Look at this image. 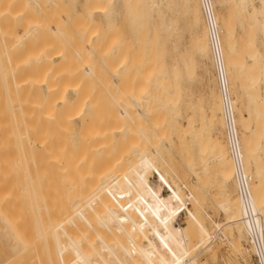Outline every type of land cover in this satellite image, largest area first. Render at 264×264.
I'll return each instance as SVG.
<instances>
[{"label": "bare ground", "instance_id": "6f19581e", "mask_svg": "<svg viewBox=\"0 0 264 264\" xmlns=\"http://www.w3.org/2000/svg\"><path fill=\"white\" fill-rule=\"evenodd\" d=\"M28 1L33 0H0V44L9 43L15 36L13 33L10 39L9 34L14 30L17 34L21 28L29 29L25 22L29 23L27 16L31 17L32 11H28L27 6L39 0L31 5ZM46 1L49 7L47 12L45 9L47 28L43 22L38 23L40 31L42 26L46 30L42 31L44 37L48 36L46 44L40 47L41 41H32L39 48L33 47L36 52L25 62H15L19 59L15 54L11 56L17 60L11 62L6 52L8 48L2 53L6 58L1 56L6 60H0V155L6 153L0 156V222L9 229L11 237L23 238L19 239V234L14 233L17 217L6 212V203L13 200L19 206L28 202L34 233L33 250L42 252L40 255L35 252L36 261L43 258V252L47 258L36 264H159V260L160 264H197L195 255L187 257L188 234L185 228L178 226V220L183 210L185 222L194 226L191 219L200 217L205 199L202 194L207 193L201 191L210 175L204 177L205 170L192 169L189 151L185 155L189 156L185 163L188 176L174 171L177 174L173 180L166 170L157 169L170 164L166 159L173 147L171 132L176 129L173 123L175 128L171 126L172 118L166 119L163 113L181 108L180 98L185 96L183 86L188 84L183 81L189 80L188 86L195 81L194 57L197 55L204 60L212 57L213 63L210 62L215 67L218 88L212 89L213 100L210 97L212 102L207 108L210 118L208 115L207 119L209 125H217L226 141L223 135L216 141L211 139L212 161L217 165L221 184H234L237 194L228 207L231 211L227 214L228 222L222 225L226 230L222 232L219 221L211 220L217 232L210 238L206 236L207 242L201 250L207 251L220 235L221 241L234 242L235 249L240 248L238 252H252V258L254 253L258 254L264 264V195L257 184L259 181L256 182L264 174L262 167L258 169L262 164L256 166L260 140L264 138V0H219L228 6L225 16L216 10V0H94L90 6L89 0ZM85 1L89 7L84 11L89 17L110 14L106 19V32L93 28L97 24L91 27L89 18L76 10ZM27 11L31 12L27 15ZM31 28L27 34L24 32L25 36L23 31L22 35L18 34L23 39L16 36L20 44L24 42L25 47L29 46L28 52L33 43L28 44L24 37L31 34L32 40V35L37 36L34 34L37 31ZM4 35L8 37L5 41ZM18 41L12 45L14 47H9L22 51L23 56L24 47L16 46ZM7 42L3 44L8 47ZM112 49L116 50L117 58L111 54ZM111 55L117 59L115 63H111L114 62ZM144 56L143 65L141 57ZM142 66L146 70L140 69ZM139 69L144 72L141 76L146 74L147 81L155 72L152 84L149 88L144 85L143 91L138 90L137 84L134 89L135 82L132 83L140 76L135 77ZM123 70L128 77L119 74ZM85 78L91 80L90 83L84 81ZM81 82H85L87 89ZM88 84L94 86L90 88ZM190 87L186 89L185 86V90L190 91ZM239 89L245 94L243 102L238 97ZM183 102L186 104L182 106L191 105ZM185 107L182 110L186 113ZM243 109L250 112L249 118L253 116L252 123H259L255 124V129H251L250 120L241 116ZM199 114L201 125L207 124L203 111ZM191 115L182 117L187 126L182 123L178 126L183 134L177 133L181 144L186 142L185 132L196 129L192 124L194 115ZM259 125L262 127L260 134L249 136L251 131L256 133ZM58 129L62 131L61 136L60 131L57 134L60 137L54 132ZM134 130L143 138L142 147L137 145L139 142L136 144L137 139L133 143L129 140L133 138L128 137L129 133ZM199 132L201 134V130ZM196 139L203 143L201 145L206 140L202 141L200 135ZM199 146L200 155H205L207 150L210 155L209 145L205 146L207 148L200 146V149ZM185 147L183 145V149ZM154 168L157 169L155 176L151 172ZM12 184L17 190L9 194L4 186L10 188ZM184 200L192 207L187 208ZM218 201L220 199L215 202ZM118 211H123L125 217L121 218ZM138 217L150 235H159L157 239L152 236L141 242L143 228L141 234L135 231ZM251 238L254 243L257 239L262 244L260 252L250 244ZM243 244H248L247 248H242ZM27 246L19 250L31 249ZM16 255L12 256L14 261ZM62 257L65 261L58 263ZM12 259L3 262L9 264Z\"/></svg>", "mask_w": 264, "mask_h": 264}, {"label": "rangeland", "instance_id": "374dc122", "mask_svg": "<svg viewBox=\"0 0 264 264\" xmlns=\"http://www.w3.org/2000/svg\"><path fill=\"white\" fill-rule=\"evenodd\" d=\"M34 1V0H33ZM32 1V2H33ZM44 0H42V1H40L39 0V3H36L37 1H35V3L36 4H38V7L36 6V4H34V3H32L31 1V3H32V6H33V9H32V6H27V8H30V9H27L28 11L29 10H31L30 12H28L27 11V15H28V13H30L29 15H31V17H28L27 16V18H28V21H29V23L31 22V20H33L31 23H30V26L33 24L34 26H36L35 28L32 26V28L30 27V26H27V24L29 25V23L28 22H25V24H26V27H29V29L31 28L32 29V31L33 32H35V31H37V33L35 32L34 34H36L37 36H35V35H32V40H31V34L30 35H27L26 37L28 38V36L30 37V40H29V38L27 39L26 37H24L25 38V40H27L28 41V44H32L34 41H36V39L37 40H39V41H36V42H39L40 43V41H41V43L42 44H39V43H36V44H39L40 45V47H41V45H44V44H46V42H47V40H45L46 39V37L48 38V36H46L45 35V37L42 35V31L44 30V33H45V29L47 28V26H46V22H47V19H45V18H47V8L49 9V7H48V2L46 1V2H43ZM88 1V0H87ZM87 1H85L82 5L84 6V7H82V5L79 7V8H76V10L79 12V13H83V15H84V17L86 18V17H88L89 18V20L91 21L90 22V26L92 25L93 26V24H97V25H95V26H93V28H95V27H97V29H99V30H101L102 32H106L107 30H108V25H107V23H106V19L110 16V14L108 15V16H106V15H104V16H100V17H98V16H91V17H89V14L86 12V11H84L87 7L86 6H88L87 5ZM90 1V0H89ZM88 1V4H89V6L94 2V0H91V2H89ZM23 3H26L25 1L23 2ZM28 3H29V1H28ZM27 3V4H28ZM31 3H29L30 5H31ZM41 3L43 4V5H41ZM26 4V5H27ZM34 4V5H33ZM220 4V5H219ZM41 6H43V7H41ZM88 6V7H89ZM227 5H224V4H221L220 3V1L219 0H216L215 1V8H216V10H218V13L221 15V16H225L226 14H227V8H228V6L226 7ZM26 7V6H25ZM37 7V8H36ZM39 7H41L40 9H39ZM225 7V8H224ZM42 8L44 9V10H42ZM45 9H46V12H45ZM226 9V10H225ZM34 11H36V12H34ZM38 12H40L41 14L43 13V15H44V17L42 18V16L43 15H41L40 13H38ZM44 12L46 13V15L44 14ZM37 14H38V16H37ZM33 15V16H32ZM40 15V16H39ZM105 17V18H104ZM42 18V19H41ZM31 19V20H30ZM37 21V23L35 24V23H33V22H36ZM39 21V22H38ZM43 22L45 25H44V28L45 29H42L43 28V26H42V28H41V30L42 31H40V29L38 28V26L40 27V25H38V23H41V22ZM44 21H46V22H44ZM93 21V22H92ZM42 23V24H43ZM106 23V24H105ZM22 25L24 24V22L23 23H21ZM25 24H24V26H25ZM41 24V25H42ZM23 26V27H24ZM91 26V27H92ZM19 27L21 28V26L19 25ZM19 27H16L15 29H17V28H19ZM126 27V29H128L129 28V25H126L125 26ZM128 27V28H127ZM28 29V30H29ZM17 30H20V29H17ZM16 30V31H17ZM28 30H27V28H26V30H25V28H21V31H23V34H24V32L27 34L28 33ZM12 31V30H11ZM21 31H19L17 34L15 33V30L11 33V35L9 34V36H10V39H11V36H13V33H14V35L15 36H13L12 38V40H9V43L7 42V41H5L8 37V33H6L5 35H7V36H5L4 35V41L5 42H3V43H8V47H7V45L6 44H3V43H1L0 44V47H1V45H2V47H1V50L3 51H1V54L2 53H5V51H6V48H8L7 50L8 51H6L7 53H8V55L9 56H11V55H17V58H19L18 60H17V58H15L17 61H15V59H13L12 58V56L10 57V58H12V59H10V61L11 60H13V61H11V62H18V61H22V62H25V61H27L28 59H29V57L31 56L30 54H32V53H35L36 52V50L35 49H37V47L39 48V46H37V47H35V44L33 43V45H30L32 48H31V51H29L28 52V48H29V46L28 47H25L26 45L24 44L23 45V43L22 44H20L19 43V41H21V40H19L18 41V38L20 37L21 39H23L22 37L23 36H19L18 37V34L19 35H22V32ZM30 32V33H32L33 34V32ZM26 34H24V36L26 35ZM40 34H41V37H40ZM238 35H240V32L238 31ZM18 38H17V37ZM34 36V37H33ZM5 37H6V39H5ZM17 38V39H15L14 40V38ZM36 37V38H35ZM40 37V38H39ZM19 38V39H20ZM42 38V40H40ZM35 39V40H34ZM11 41V42H10ZM15 41H18L17 43H16V46H18L19 47V45H21L20 47H24V49H26V54H25V50L23 49V48H21V49H23V56L21 55L22 54V51H20V50H17V48H10L9 46H11V47H14V46H12L13 44H15ZM23 41V40H22ZM27 41H26V44H27ZM32 43H31V42ZM14 42V43H13ZM30 42V43H29ZM187 41L185 40L184 41V43H186ZM44 43V44H43ZM10 44V45H9ZM27 44V45H28ZM3 45H6V47L5 46H3ZM19 47V48H20ZM33 47H35V49L33 48ZM149 47V46H148ZM10 48V49H9ZM5 49V50H4ZM149 49H151L150 47H149ZM12 50H15V51H12ZM33 50H35V51H33ZM11 51L13 52L12 54H11ZM112 52H111V54L113 55V56H115L116 54V50H114V49H112L111 50ZM150 51L151 50H149V53L148 54H150ZM31 52V53H30ZM20 53V54H19ZM28 53V54H27ZM114 53V54H113ZM0 54V60H2L3 58H6V56H5V54H2L1 55ZM19 55H21V56H19ZM28 55V57L24 60L23 58H25L26 56ZM112 55H111V58H112ZM1 56H4L3 58H1ZM19 56V57H18ZM15 57V56H14ZM23 57V58H22ZM116 57V56H115ZM145 57L146 56H144V57H141V64H143L144 65V63H145ZM117 58V57H116ZM212 58V57H211ZM210 58V59H211ZM112 59H114V62H111V63H115V61H117V59H115V58H112ZM111 59V60H112ZM194 59H195V64L197 65L196 67H195V70H194V75H196L195 76V81L193 82V83H190V86H188V84H189V80L187 81V79L186 80H184L183 81V79L185 78L184 76V78H182V81H183V84H185V82H188V84L186 83L184 86H183V89H184V91L185 92H183V95H185V96H182L180 99H182V105L183 104H186L185 102H183V101H187V102H189V103H191V105L189 104V103H187V104H189V106L187 105V107H185V106H182L181 105V108L178 110V111H176V112H172V111H165L166 113L164 114L163 113V115H166L165 117H166V119H170V118H172L171 119V126H173L172 125V123L174 124V126L176 127V131L174 130V131H172L171 133H172V135H171V137H173L172 139H173V147H172V149L171 150H169V159H166V161H168V162H170V164L168 163V165L166 166H164V165H162V166H160V167H157V169L159 170V168L161 169V171L163 170V171H165L166 173H167V175L171 178V179H175L174 178V175H176L177 173H178V175H180V174H182V175H184V173L188 176V172L185 170V163H186V159H187V157H189L190 156V158H191V160H192V166H194L192 169H202V171L203 170H205L204 172H202L203 174V176L204 177H206V176H208V175H210L209 177H206V183H208V184H205V189L204 190H202L201 192L202 193H206V194H202V196L205 198L204 200H203V206H202V210H200V217L199 216H197V217H195L196 219L193 221V219L194 218H192L191 219V223H192V225L194 224V226H189V225H191L190 224V222H188L187 223V221L185 222V217H183V214H184V211L182 210L181 211V214H180V219L178 220V226H180V227H182V228H185V232H186V234H188V240H187V242H188V244L186 243V245H185V247H186V249H188V252H187V257H192V256H196V260H197V264H253V258H252V252H249V253H246L245 252V250H243L242 251V253L241 252H238V251H240V248H239V250H237V249H235V247H234V245L233 244H235L233 241L235 240H233L232 242V244H228V242L227 241H221V239H220V235H219V237H218V239L216 240H214V242H212L211 243V245L209 246V248H208V250L207 251H202L201 249L205 246V244H206V242H205V238H206V236L208 235L209 236V238L210 237H212L217 231H216V228H214V226H213V224H212V222H211V220H217V221H219V223H220V226L221 227H223V230H222V232L224 231V230H226V229H224L226 226H222V225H225V222H228V217H227V214L229 213V212H231V211H229V209H228V207L230 208V204H231V198H233L234 196H237V194H236V187H234L235 185L234 184H232V183H230L229 184V186H224L223 184H221V182L219 181V176L217 175L218 174V171H217V167H215V165H216V163L215 162H213L212 161V157L214 156L213 155V146L211 145V144H213V142L212 141H214L215 139H217V138H219V137H221V135H223V134H219V132L220 131H218L219 129L217 128V125L215 126L214 124H213V126L211 125H209L208 124V122H209V118H210V113H209V111L210 110H207V108L209 109V107H210V103L212 102L211 100H210V97H211V92H212V89L215 91L216 90V88H218V85H217V80H215L216 79V71H215V67L213 68V66H214V64L212 65V63H213V61H211L210 59H207V60H204V59H201L199 56H195L194 57ZM4 61L6 60V59H3ZM2 60V61H3ZM20 61V62H21ZM144 61V62H143ZM212 63H211V62ZM247 61H248V59H247ZM198 64H197V63ZM213 68V69H212ZM140 69H142V70H146L145 68L143 69V66H142V68H140ZM139 69V71H137V74H135V77H137L136 75H140V76H138L137 78H140L142 81H143V84H142V81L139 79V82H136V80H137V78H136V80H134V81H132V83L133 82H135V83H133V86H134V84H137V85H135L136 87H138V90L139 89H141L144 85H146V87L147 88H149V84H150V81H153L152 80V77H153V73H155V72H152L151 73V77H150V80L149 81H147V79L145 78L144 79V77L146 76V74L144 75V76H141V75H143L144 74V72H142V70H140ZM141 71V72H140ZM209 71V72H208ZM124 72H126L125 70H123V71H120L119 72V74L121 73V74H123L124 76L123 77H126V75H127V77H128V74H126V73H124ZM128 73V72H127ZM212 73V74H211ZM126 74V75H125ZM209 74V75H208ZM183 75V74H182ZM214 77V78H213ZM155 78V77H154ZM153 78V79H154ZM84 80V79H83ZM147 81L146 83H144V81ZM82 81V80H81ZM84 81H87V83L89 82L90 83V81L91 80H87L86 78H85V80ZM141 82V83H140ZM82 83V82H81ZM84 83L85 82H83L82 84H83V87H84ZM138 83H140V85L138 84ZM238 83V86L239 85H241V82H237ZM92 84H94V83H92ZM91 84V86H90V84H88L89 86H90V88L92 87V86H94V85H92ZM151 84H152V82H151ZM150 84V85H151ZM182 84V85H183ZM216 84V85H215ZM87 86V85H86ZM88 86V87H89ZM134 86V89H137L136 87ZM141 86V87H140ZM185 86H186V89H188V87H190L191 88V90L189 91V90H185ZM140 87V88H139ZM146 87H144L143 88V90H145V88ZM84 88H86V87H84ZM189 88V89H190ZM259 88H260V84H259ZM87 89V88H86ZM89 89V88H88ZM142 90V89H141ZM142 90V91H143ZM189 91V92H188ZM213 91V92H214ZM188 92V93H187ZM212 92V93H213ZM258 93L259 94H261V90H259L258 91ZM93 95H95V93L93 94ZM97 96H99V94H97ZM213 96V95H212ZM241 96V97H240ZM244 96H245V94L242 92V90H240L239 89V91H238V97H239V100H241L242 102L244 101ZM184 97V98H183ZM196 98V99H195ZM212 98V100H213V97H211ZM198 99V100H197ZM198 102H200V103H198ZM195 104H197V105H195ZM197 106V107H196ZM206 106V107H205ZM102 107V106H101ZM182 107H185L186 109H184V111H187L186 113L185 112H183V110H182ZM192 107V108H191ZM200 108H201V110L203 111V115H205L206 116V122H207V124L206 123H203V125H201L202 123V121H200L199 119L200 118H198L199 116H201L199 113H201L202 114V111L200 112ZM101 110H102V108H100ZM190 109V110H189ZM192 109V110H191ZM97 110V109H96ZM103 111V110H102ZM245 111V112H244ZM247 110H245V109H243V111L241 112V116H243L244 117V119H247L248 121L250 120V123H251V129L253 130V128L255 129V124L257 125V124H259V123H252L251 122V119L253 118V116L252 115H250V118H249V114H250V112H246ZM98 114H101L100 113V111H98L97 112ZM183 113H185L186 115H184ZM172 115V117H171V115ZM175 116H174V115ZM178 115V117H177V115ZM194 115L193 116V118H194V121H193V123L192 124H194L193 125V128H196L195 130H193V131H195V133H193V131L192 132H190V131H188V133H187V131L185 132L186 133V135L184 134V136L187 138L185 141V144L184 143H182L181 144V142H179L178 141V135H183L182 134V130L181 129H179V127L182 125V124H185V126H187L186 125V120L185 119H182V117H185V116H187V115ZM161 115V114H160ZM159 115V116H160ZM191 115V116H192ZM199 115V116H198ZM208 115H209V118L207 119V117H208ZM174 116V117H173ZM190 116V117H191ZM161 117V116H160ZM164 117V116H163ZM165 117H164V119H165ZM176 117V118H175ZM204 117V116H203ZM252 117V118H251ZM158 119H159V117H158ZM165 119V120H166ZM173 119H174V122H173ZM176 119V120H175ZM183 121H182V120ZM196 120V121H195ZM198 120V121H197ZM253 120V119H252ZM195 122V123H194ZM182 123V124H181ZM200 124V125H199ZM146 125H148V124H146ZM173 126V127H174ZM179 126V127H178ZM206 126H208V127H206ZM142 127V126H141ZM172 127V128H173ZM174 127V128H175ZM200 128V129H199ZM202 128V129H201ZM209 128V129H208ZM212 128V129H211ZM183 129H185V128H183ZM208 129V130H207ZM256 129H258V130H256V133L253 131H251V132H249L250 134H248L249 136H251L252 137V133L253 134H256L257 135V133H259L260 134V131H262V127H261V125H259V127L258 128H256ZM196 130H198V132L196 133ZM201 130V134H199L200 131ZM61 132V134H60V136L62 135V131L61 130H59L58 129V131H55L54 130V132H58V133H56V136L57 137H60L59 135H57V134H59L60 132ZM136 130H134V132L132 133H129V135L130 136H128V137H132L133 136V138L132 139H129V138H126V139H129L132 143L133 142H136V144L137 145H140V147H142V145H144V142H143V138L142 137H140L139 135H141V134H137V133H139V132H135ZM206 131V132H205ZM208 132V133H207ZM212 132V133H211ZM218 132V133H217ZM76 133V132H75ZM135 133V134H134ZM177 133H178V135H177ZM205 133H207V136L205 137ZM222 133H223V131H222ZM188 134V135H187ZM193 134H194V136L197 138H199V135L201 136V138H203L202 139V141H204V139L206 138V142L204 141V145H201V143H199V140L198 139H196V138H194L193 137ZM199 134V135H198ZM205 134V135H204ZM218 134V135H217ZM175 135H177V136H175ZM220 135V136H219ZM137 136H139L138 138H136ZM190 136L193 138V147H191L192 146V143L190 142L191 141V139H190ZM215 136H216V138H215ZM135 137V138H134ZM189 137V138H188ZM205 137V138H204ZM223 137V141L224 142H226L225 141V136L223 135L222 136ZM60 139V138H59ZM125 139V142H128L127 140ZM136 141H135V140ZM141 139V140H140ZM194 139H196V140H194ZM211 139H212V141H211ZM176 140V141H175ZM188 140H189V142H190V144H189V142H188ZM130 141H129V143H130ZM196 141V142H195ZM198 141V142H197ZM216 141V140H215ZM140 142H141V144H140ZM209 142V143H208ZM212 142V143H211ZM197 143H199L200 144V146H201V148L202 147H204V148H207V147H205V146H207V145H209L208 146V149L209 148H211L210 150H209V152H210V155L209 154H207L208 153V150H207V152L205 153V155L203 154V153H201L202 155H200V153H198L197 152V150H198V146H199V144L198 145H196ZM179 144V145H178ZM203 144V143H202ZM181 145V147H179ZM183 145L184 146H186L184 149H183ZM191 145V146H190ZM200 146H199V149H200ZM139 147V146H138ZM187 147H191V149L190 148H187ZM178 149V150H177ZM179 149H181V150H179ZM187 149V150H186ZM175 151V152H174ZM181 151V152H180ZM188 151L190 152V153H188ZM199 151V150H198ZM133 152V154L132 155H134V151H132ZM200 152V151H199ZM202 152V151H201ZM4 153V154H3ZM177 153V154H176ZM188 153V155L187 156H185L186 154ZM2 154L5 156V152H2ZM1 154V155H2ZM175 154H176V156H175ZM197 154H199L201 157H199ZM0 155V156H1ZM178 155V156H177ZM3 156V157H4ZM171 156V157H170ZM193 157H194V159H193ZM205 157V158H204ZM171 158V159H170ZM183 158V159H182ZM257 157H255V159H256ZM259 158V159H258ZM258 158L256 159V166H259L260 164H262V165H260L259 167H258V169L260 168L261 169V167H262V171H263V169H264V138H262L261 140H260V146H259V154H258ZM185 160V161H184ZM188 160H189V158H188ZM195 160H196V162H195ZM198 160V161H197ZM174 161H175V163H174ZM200 161H201V163H200ZM195 162V163H194ZM262 162V163H261ZM199 163V164H198ZM197 164H198V166H197ZM207 164V165H206ZM7 166H8V164H6ZM172 165V166H171ZM197 166V167H196ZM202 166V167H201ZM217 166V165H216ZM167 167V168H166ZM179 167H180V169H179ZM204 167V168H203ZM205 167H206V169H205ZM162 168H164V169H162ZM208 168V169H207ZM155 169V168H154ZM157 169H155V170H151V172H152V174H153V176H155L156 175V172L155 171H157ZM169 169V170H168ZM173 171H172V170ZM170 170H171V173H170ZM181 170V171H180ZM208 172H207V171ZM177 172L176 174H175V172ZM213 171V172H212ZM164 172V173H165ZM179 172H180V174H179ZM183 172V173H182ZM209 173V174H207V173ZM264 172V171H263ZM165 173V174H166ZM168 173H170V174H168ZM207 174V175H206ZM213 174H214V176H213ZM262 173H260V174H257V177L259 176V175H261ZM171 175V176H170ZM181 175V176H182ZM213 178H212V177ZM211 177V178H210ZM262 177V179L260 178L259 180H257L256 179V182L257 181H259V182H257V184L259 185V187L261 186V188L264 186H262V184H264L263 182H264V174H263V176H261ZM208 178H209V180H208ZM216 179V180H213V179ZM187 179H189L190 181H192L191 180V178H188L187 177ZM211 179V180H210ZM208 180V181H207ZM220 183V184H219ZM260 183V184H259ZM195 187H196V184H193ZM220 185H222V186H224V187H221ZM234 185V186H233ZM219 186V187H218ZM5 187V189L9 192V194H10V192H12V193H15L16 192V190H17V186L16 185H14V184H12L11 186H10V188H8L7 186H4ZM168 187H169V185H168ZM227 187V188H226ZM234 187V188H233ZM166 188H167V185H166ZM216 188V189H215ZM260 188V190L262 191V193H263V195H264V190H262ZM193 189H197V188H193ZM219 189V190H218ZM222 189V190H221ZM263 189H264V187H263ZM234 190V191H233ZM203 191H205V192H203ZM221 191V192H220ZM229 191V192H228ZM184 192H186L185 190H184ZM220 192V193H219ZM235 192V193H234ZM222 193V194H221ZM221 194V195H220ZM205 195V196H204ZM226 195H227V197H226ZM231 195V196H230ZM223 197V199L226 197V199H224V200H222L221 198ZM219 200L220 199V201H218V202H215L216 200ZM223 202H222V201ZM229 201V202H228ZM20 202H22V201H20ZM146 202H147V200H146ZM184 203V205L187 207V208H191L192 207V205L190 204V203H188L186 200H184L183 201ZM148 203V202H147ZM225 203V204H224ZM213 204V205H212ZM218 204V205H217ZM221 205V206H220ZM224 205H226V206H224ZM22 206V207H21ZM30 204L27 202H25V204H23V202L22 203H20L19 204V206H18V202H16V201H13V200H9V201H7V203H6V212L7 213H9V214H11V215H13V216H16L17 218H16V220H17V223H18V225H16V227H15V229L17 230V232H16V230L14 231V233L16 234H19L18 235V237H19V239L20 238H22V239H26V243H25V239L24 240H22V239H20V240H18V238H15V237H11V235H10V232H9V229L8 228H5L6 226H4V225H2L3 223L2 222H0V264H4V262H5V260L7 261L9 258L10 259H12L13 257L12 256H14V255H16L17 253H18V255H16L15 257H16V259H15V261H14V259H12V261L10 260V263L9 264H36V263H39V261H40V259L43 261V258H45V253L43 252V258H39V260H38V262L36 261V259H38V257L37 256H35V250H33V241H34V233H33V231H32V220L30 219L31 218V210H30ZM27 207V209H28V211H27V209H25ZM221 207H223L224 209L222 210V208ZM263 207H264V205H263ZM226 209H228V211H226ZM30 210V211H29ZM224 212V215H223V212ZM123 212V211H122ZM121 211H118V215H120V217L121 218H123V217H125V213L123 214ZM222 212V213H221ZM194 216V215H193ZM201 216H202V219H201ZM227 218H226V217ZM188 221H190V219L188 220ZM200 221H202V222H200ZM138 222V223H137ZM194 222V223H193ZM2 223V224H1ZM188 225H187V224ZM200 223H201V225H203V226H201L200 225ZM180 224V225H179ZM200 226H199V225ZM227 224V223H226ZM187 225V226H186ZM186 226V227H185ZM199 227H202V228H200V231H201V233H200V231H199ZM204 227V228H203ZM142 228H143V226L141 225V220H140V218L138 217V218H136V220H135V231L136 230H138V231H136V233H138V232H140L139 234H141V231H142ZM205 228H206V230H205ZM141 230V231H140ZM143 230H144V232H146V234L142 231V240H141V242L142 241H146L147 239H149V238H152V234L150 235V231L149 230H147V228H143ZM146 230V231H145ZM214 232H213V231ZM19 231V232H18ZM188 231H189V233H188ZM199 231V232H198ZM216 231V232H215ZM149 234H148V233ZM213 232V233H212ZM25 234V235H24ZM200 234V235H199ZM22 235V236H21ZM145 235V236H144ZM155 235V234H154ZM158 235V234H157ZM157 235H155V236H153V238L154 239H157V237H159V235L157 236ZM191 235V236H190ZM16 237H17V235H16ZM33 237V238H32ZM144 237V238H143ZM228 237H229V235H228ZM14 238V239H13ZM145 238H147V239H145ZM22 240V241H21ZM209 240V239H208ZM13 241H14V243H13ZM18 241V242H17ZM22 242V243H21ZM201 242V243H200ZM202 242H204V243H202ZM25 243V244H24ZM30 244V245H29ZM198 244V245H197ZM237 244V243H236ZM28 245V246H27ZM23 246V247H22ZM27 246V248H29V247H31V249H32V251H31V249L29 248L28 250H26V251H24L23 250V252H21L19 249H21V247L24 249L25 247ZM239 246V245H238ZM247 246H248V244H243V247L242 248H247ZM236 248H237V245H236ZM192 249V250H191ZM233 249L234 250H236V251H233ZM22 250V249H21ZM242 250V249H241ZM19 251V252H18ZM30 253H29V252ZM60 251H61V249H60ZM126 251H127V248H126ZM199 251V252H198ZM209 251V252H208ZM17 252V253H16ZM21 252V253H20ZM32 252V253H31ZM62 252V254H63V251H61ZM127 252H130V249H128V251ZM198 252V253H197ZM30 255H29V254ZM36 253H38V252H36ZM40 253V252H39ZM38 253V254H39ZM42 253V252H41ZM40 253V254H41ZM190 253V254H189ZM197 253V254H196ZM210 253V254H209ZM33 254V255H32ZM39 254V255H40ZM61 254V255H62ZM159 254V252H157V255ZM38 255V256H39ZM61 255H60V257H61ZM159 255H161V254H159ZM163 255V254H162ZM161 255V256H162ZM190 255V256H189ZM247 255V256H246ZM11 256V257H10ZM36 258H35V257ZM243 256V257H242ZM14 257V258H15ZM40 257V256H39ZM247 257V258H246ZM22 258V259H21ZM35 258V259H34ZM162 259L164 258H166V256L165 257H161ZM160 258V259H161ZM45 259H47V258H45ZM59 259H61L60 261L58 260V263H62L63 262V257L62 258H59ZM161 259V260H162ZM4 261V262H3ZM46 261V260H45ZM65 261V260H64ZM72 261H74V260H72ZM199 261V262H198ZM3 262V263H2ZM21 262V263H20ZM44 262V261H43ZM42 262V263H43ZM71 262V261H70ZM77 262V261H76ZM161 262H160V260H159V264H160ZM5 264H8V263H5ZM45 264H46V262H45ZM156 264H158V262L156 263ZM163 264V263H162Z\"/></svg>", "mask_w": 264, "mask_h": 264}, {"label": "built area", "instance_id": "2783aa9c", "mask_svg": "<svg viewBox=\"0 0 264 264\" xmlns=\"http://www.w3.org/2000/svg\"><path fill=\"white\" fill-rule=\"evenodd\" d=\"M256 243L253 242V239L251 238V245L253 247H257L258 251L260 252L261 251V248H262V244H259L258 243V240L256 239L255 240ZM253 264H263L260 262L259 258H258V254H255L254 253V256H253Z\"/></svg>", "mask_w": 264, "mask_h": 264}]
</instances>
